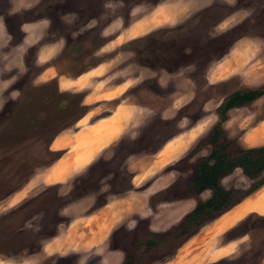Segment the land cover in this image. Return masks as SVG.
Listing matches in <instances>:
<instances>
[{
  "label": "rangeland",
  "instance_id": "374dc122",
  "mask_svg": "<svg viewBox=\"0 0 264 264\" xmlns=\"http://www.w3.org/2000/svg\"><path fill=\"white\" fill-rule=\"evenodd\" d=\"M247 89L263 93L221 112ZM261 120L264 0H0V221L26 226L34 203L73 218L0 264H264V182L246 194ZM213 151L236 163L219 178L232 205L188 224Z\"/></svg>",
  "mask_w": 264,
  "mask_h": 264
},
{
  "label": "trees",
  "instance_id": "16d2710c",
  "mask_svg": "<svg viewBox=\"0 0 264 264\" xmlns=\"http://www.w3.org/2000/svg\"><path fill=\"white\" fill-rule=\"evenodd\" d=\"M262 93V91L255 89H247L244 91L234 92L230 94L227 99L221 104L220 110L224 114L228 109L237 105H241L245 102L252 101L259 97ZM218 132L219 129L217 130V128H215V131L212 132L211 141L214 142ZM254 151L264 152V146L247 149L246 153ZM210 157L213 158L211 163H208L206 161L201 163L200 171L195 175V183L197 191H201L204 188L211 187L213 189V192L209 198L203 201H198L195 204V206L188 214V224H192L193 221L194 223H196L198 219L203 215H207L212 212L225 211L232 205V203H229L228 201L229 191L220 187L219 178L227 168H232L236 163H230V161L226 158V155L224 153H219V151H213L210 154ZM253 162V164H255V169L257 170L264 167L263 159H255ZM239 165L248 175L252 174L248 170L249 165H251L250 158H248V156H244ZM263 182L264 181L259 180L251 187V189L246 194L256 190Z\"/></svg>",
  "mask_w": 264,
  "mask_h": 264
},
{
  "label": "flooded vegetation",
  "instance_id": "af4514ba",
  "mask_svg": "<svg viewBox=\"0 0 264 264\" xmlns=\"http://www.w3.org/2000/svg\"><path fill=\"white\" fill-rule=\"evenodd\" d=\"M98 159L99 158L97 157L94 158V161L90 162L86 169L87 170L92 169L93 166H95V164L97 165L96 162ZM107 161H106L107 164H110V165L113 164L114 157L112 158L110 156V159L108 157ZM200 165L196 173L200 171ZM55 185L61 186L60 183H55ZM46 186H49V185H46ZM100 188L104 189L103 187H100ZM109 198L105 196L104 200H101L99 204L105 206L107 202L110 201ZM29 199H26L27 201L25 200L26 203H29ZM55 199L57 202L60 201L59 198L57 199L55 197ZM28 205L29 204H24L23 206L20 207V209L22 207L27 208ZM32 206H33L32 210H29V212L26 211V209L25 211H23V213H26V212L28 213V215L27 213L25 214V216L27 215L26 218L22 219L24 222L27 223V225L25 224L26 226L14 227L15 224L14 222H12L13 220L11 216L13 212L9 213L10 215L7 216V220L3 219L0 221V234L3 235L2 237H0V255H3L5 252H8V251H11V252L13 251V253L14 252L17 253L20 250H25V253L26 254L27 252L30 253V256L31 254L37 255V253H43L42 249L44 250V247L42 248V245H43L44 240L57 237L60 234V230L58 226L60 224L64 225V223L69 224L70 221H72L73 219L71 217L70 219L65 220L64 211L60 210V207L63 208L64 206L63 203L62 204L57 203V205L53 209H51L50 213L52 212V214L50 215L49 218H47L48 215H46L48 212H45V211L43 212V208L40 210L39 207L35 203ZM20 212H22V210ZM32 216L37 217V219ZM23 232L26 233L28 238L32 239L34 236L35 238H33L31 242L26 243L27 239L21 238Z\"/></svg>",
  "mask_w": 264,
  "mask_h": 264
},
{
  "label": "bare ground",
  "instance_id": "6f19581e",
  "mask_svg": "<svg viewBox=\"0 0 264 264\" xmlns=\"http://www.w3.org/2000/svg\"><path fill=\"white\" fill-rule=\"evenodd\" d=\"M261 200H264V198H262V199H260L259 201H256L254 204L256 205V206H259L260 204H261ZM250 202H248V200H246V201H244L243 202V204H241V205H239V206H237L235 209H233V211L230 213V212H228V213H230V215L228 216L227 215V219H226V222H232L233 220H232V218H235V216L237 217V214L238 213H241V212H244V211H246L248 208H249V206H250ZM226 215V214H225ZM223 222V221H222ZM217 224V223H216ZM215 224V225H216ZM223 224V223H222ZM226 224V223H225ZM222 227H224L223 225H222Z\"/></svg>",
  "mask_w": 264,
  "mask_h": 264
},
{
  "label": "crops",
  "instance_id": "0c3cea01",
  "mask_svg": "<svg viewBox=\"0 0 264 264\" xmlns=\"http://www.w3.org/2000/svg\"><path fill=\"white\" fill-rule=\"evenodd\" d=\"M260 123H264V120H261ZM259 125H260V124H259ZM58 137H60V134H59L56 138L53 139L51 145H54V143L58 140ZM59 145L62 146L61 143H60ZM60 146H59V147H60ZM59 147H56V148H59ZM62 147H63V149L66 148V147H64V145H63ZM51 148H53V147H51ZM90 162H91V161H90ZM86 164H89V162H86V163L84 164V166H85ZM45 182H46V181H45ZM50 182L59 183V180H56V181H50ZM46 184H48V183H46ZM50 184H51V183H50ZM15 193H17V192H15ZM15 193H14V194H15ZM106 205H107V204H106Z\"/></svg>",
  "mask_w": 264,
  "mask_h": 264
}]
</instances>
